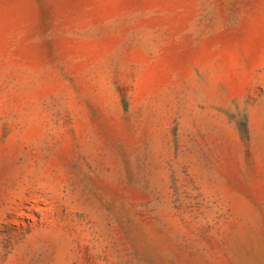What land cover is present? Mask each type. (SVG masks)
Returning a JSON list of instances; mask_svg holds the SVG:
<instances>
[{
	"label": "rangeland",
	"instance_id": "374dc122",
	"mask_svg": "<svg viewBox=\"0 0 264 264\" xmlns=\"http://www.w3.org/2000/svg\"><path fill=\"white\" fill-rule=\"evenodd\" d=\"M0 264H264V0H0Z\"/></svg>",
	"mask_w": 264,
	"mask_h": 264
}]
</instances>
